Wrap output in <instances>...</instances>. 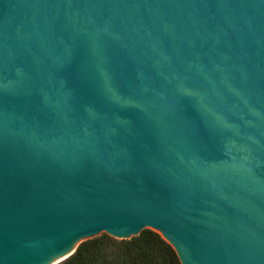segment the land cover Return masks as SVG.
I'll list each match as a JSON object with an SVG mask.
<instances>
[{"label":"water","instance_id":"obj_1","mask_svg":"<svg viewBox=\"0 0 264 264\" xmlns=\"http://www.w3.org/2000/svg\"><path fill=\"white\" fill-rule=\"evenodd\" d=\"M144 228L264 264V0H0V264Z\"/></svg>","mask_w":264,"mask_h":264},{"label":"trees","instance_id":"obj_2","mask_svg":"<svg viewBox=\"0 0 264 264\" xmlns=\"http://www.w3.org/2000/svg\"><path fill=\"white\" fill-rule=\"evenodd\" d=\"M57 264H181L172 245L153 229L130 238L101 233L83 240Z\"/></svg>","mask_w":264,"mask_h":264},{"label":"bare ground","instance_id":"obj_3","mask_svg":"<svg viewBox=\"0 0 264 264\" xmlns=\"http://www.w3.org/2000/svg\"><path fill=\"white\" fill-rule=\"evenodd\" d=\"M76 243L77 242H75L69 249H68V253H70L74 248H75V246H76ZM67 255V254H66ZM66 255H63L59 260H61L62 258H64ZM58 260V261H59Z\"/></svg>","mask_w":264,"mask_h":264},{"label":"rangeland","instance_id":"obj_4","mask_svg":"<svg viewBox=\"0 0 264 264\" xmlns=\"http://www.w3.org/2000/svg\"><path fill=\"white\" fill-rule=\"evenodd\" d=\"M156 231V230H155ZM76 245H77V243H76Z\"/></svg>","mask_w":264,"mask_h":264}]
</instances>
